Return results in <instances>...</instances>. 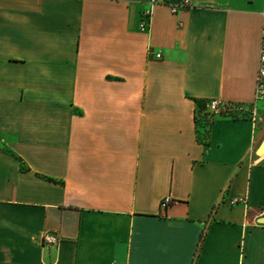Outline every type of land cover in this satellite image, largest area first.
<instances>
[{
  "label": "crops",
  "instance_id": "0c3cea01",
  "mask_svg": "<svg viewBox=\"0 0 264 264\" xmlns=\"http://www.w3.org/2000/svg\"><path fill=\"white\" fill-rule=\"evenodd\" d=\"M177 1L0 0V264H264V102L195 121L253 103L264 0Z\"/></svg>",
  "mask_w": 264,
  "mask_h": 264
},
{
  "label": "built area",
  "instance_id": "2783aa9c",
  "mask_svg": "<svg viewBox=\"0 0 264 264\" xmlns=\"http://www.w3.org/2000/svg\"><path fill=\"white\" fill-rule=\"evenodd\" d=\"M171 12L176 14L180 11L191 9L194 7L193 0H178L177 3L169 5ZM152 10L145 12V17L150 19ZM262 30H261V41L259 47V59H258V71L255 83V94L254 101L250 105L226 102L219 99H211L206 103L205 113L208 116V122L217 115H225L233 118L239 117H250L251 120L256 122L257 105L264 102V3L262 12ZM146 20V19H145ZM142 21V27L148 25V21ZM157 58H161V53L156 54ZM243 199L232 200L231 204L243 202ZM171 204L170 197H166L161 202V208L167 209ZM264 216V209L260 210L259 213ZM44 245H58L60 242V236L55 232H45L42 237Z\"/></svg>",
  "mask_w": 264,
  "mask_h": 264
},
{
  "label": "trees",
  "instance_id": "16d2710c",
  "mask_svg": "<svg viewBox=\"0 0 264 264\" xmlns=\"http://www.w3.org/2000/svg\"><path fill=\"white\" fill-rule=\"evenodd\" d=\"M196 104H197L196 116H195L196 125L202 127L204 129L205 134H208V129H206L208 128V123H209L208 116L204 112L206 108V101L196 100ZM198 138L201 141H205L200 137V134H198Z\"/></svg>",
  "mask_w": 264,
  "mask_h": 264
}]
</instances>
